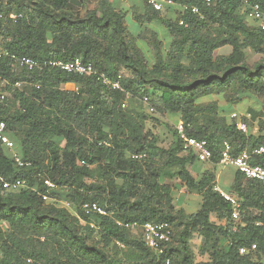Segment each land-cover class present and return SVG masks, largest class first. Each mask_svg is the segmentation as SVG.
Listing matches in <instances>:
<instances>
[{
  "label": "trees",
  "instance_id": "1",
  "mask_svg": "<svg viewBox=\"0 0 264 264\" xmlns=\"http://www.w3.org/2000/svg\"><path fill=\"white\" fill-rule=\"evenodd\" d=\"M72 1L0 0V50L39 62L81 59L121 90L56 69L17 70L10 58L0 57V83L7 82L0 92L14 93L13 102L0 101V122L28 164L18 167L0 144V179L26 181L18 191L0 184V264H165L167 259L169 264H264V184L236 171L228 192L242 204L234 223L230 205L215 188V172L204 169L194 177L195 154L182 151L175 129L168 148L160 147L155 131L146 129L149 119L159 121L142 108L146 98L154 114L178 116L187 136L207 142L214 165L224 141L233 154L264 147L263 134L239 131L223 110L241 97H264V34L258 23L247 18L240 0H213L209 6L203 0H172L197 7L200 15L187 10L172 20L151 10L171 35L167 54H156L152 63L133 51L124 15L109 0L84 15ZM249 1L264 9V0ZM11 9L20 16L15 21ZM249 54L259 57L250 62ZM17 81L32 85L18 90ZM68 83L76 90H61ZM229 89L236 92L226 107L202 103L223 98ZM125 99L130 106L123 108ZM251 163L264 168V153L252 155ZM44 179L56 186L49 196L69 203L74 212L42 201ZM176 186L200 196L196 212L176 208ZM86 203H97L107 215L85 214ZM116 222H167L171 242L158 255ZM196 234L201 261L191 245ZM240 248L247 252L239 254Z\"/></svg>",
  "mask_w": 264,
  "mask_h": 264
},
{
  "label": "built area",
  "instance_id": "2",
  "mask_svg": "<svg viewBox=\"0 0 264 264\" xmlns=\"http://www.w3.org/2000/svg\"><path fill=\"white\" fill-rule=\"evenodd\" d=\"M146 4L150 6L155 12H161L166 7H173L176 4L172 0H145ZM204 3L209 6L212 4L213 0H203ZM243 11L246 14L247 18L254 20L258 23L260 31L264 34V9H262L259 3H253L249 0H240ZM181 13L189 10L194 15H200V12L197 7H187V6H178ZM20 16L9 15V18L15 21ZM2 18V15H0ZM179 25H183V21L180 19L178 22ZM0 57H8L11 59L14 67L18 69H25L27 71L32 70H43V69H56L64 73L74 74L78 76L93 77L98 81L102 86L112 89V90H121L120 84L117 81L110 80L105 73L97 70L91 64L84 63L81 59H75L73 61L64 62L60 60H49V61H35L26 57H16L10 55L4 50H0ZM7 82L2 80L0 86L4 88ZM29 82L17 81L13 84V87L21 90L25 86H31ZM7 98V91L0 92V101H4ZM143 102L147 103V99L143 98ZM249 115H240L238 113H232L230 118L235 121L236 128L247 134L248 128L243 121V118H248ZM176 134L179 140L182 142V151L189 152L191 151L195 154L199 162H209L212 158V152L208 148L207 142L203 140H197L193 137L186 135L185 125L179 121L175 126ZM0 144L3 145L12 155L13 160L18 165V167L27 166V163H24L18 153L15 151V144L6 133V125L4 122H0ZM264 153V147L260 146L252 151L243 150L238 154H233L232 145L224 141L220 149L219 160L217 164L221 167H231L235 171L241 173L246 180H256L264 184V168L259 165H252L251 156L260 155ZM144 156L136 155L134 158L142 159ZM0 184L3 190L7 191H18L26 187L25 180H14L11 182L4 181L0 179ZM43 186L46 188V193H41V199L44 202H52L62 207H70L69 203L59 201L57 198H52L49 196L51 191L56 190V186L48 179L43 180ZM221 197L226 201L231 207V221L234 223L237 222L240 218V208L242 200L229 192H224L219 189H216ZM82 210L85 214H96L99 216H106L107 212L104 208L99 206L97 203H86L82 205ZM119 226H124L129 230H139L141 233V239L144 245L155 252L158 255H161L165 252V247L171 242L172 228L171 225L167 222H146L142 225L136 223H121L116 222ZM90 227L95 228L94 223H90ZM119 247L123 248L122 245L118 244ZM256 249L255 245H252L249 250L254 251ZM247 252V249L240 248L239 254L243 255ZM165 264H169V260L165 261Z\"/></svg>",
  "mask_w": 264,
  "mask_h": 264
},
{
  "label": "rangeland",
  "instance_id": "3",
  "mask_svg": "<svg viewBox=\"0 0 264 264\" xmlns=\"http://www.w3.org/2000/svg\"><path fill=\"white\" fill-rule=\"evenodd\" d=\"M92 2L93 1L84 0V6H87V8H91ZM75 3H77V2H75ZM75 5H77V4H75ZM6 10H5V12L7 13L8 11H6ZM77 10L80 11L81 15H84V13L87 9H85L83 7V5H80L77 7ZM164 12L165 11H162L161 13H164ZM14 13H16L15 10L11 9V12L8 14L13 15ZM127 26L129 29L128 41L130 42V45H131V48L133 49V51L135 53L137 52L140 57L146 56L144 58L147 60H148V58L150 59L152 57V60L154 61L153 57H155L156 54H160V55H166L167 54V53H165V49L167 47V43L169 40L168 37L171 36L167 32V29L165 31H162L161 29L155 28L153 26L142 25V30H141V32H139V35H137L138 33L136 31L139 28H137V30H136V29H134V26L131 24H129ZM222 53H224V51H222ZM249 57H250L249 58L250 62H253V61L258 59L259 55H250L249 54ZM155 60H156V58H155ZM121 71L123 73L121 75H123L125 77L129 76V73L127 71H125V70H121ZM19 72H21V71H18L17 73H19ZM74 89L75 88H73V90ZM234 92H236L235 89H229V90L223 91V98H221L220 100L217 99V100H215V102L218 105H221V102H223V101H224V104H228V101H226V99L229 98L231 96V94L233 95ZM13 95H14V93L7 91V101L8 102H13ZM212 102L213 101H211L209 99H203L202 100V103L205 105L211 104ZM123 103L122 104L125 105L126 107L130 106L129 105L130 103H128V101H125ZM233 103H234L233 105H230L231 109H223L226 111L228 110L229 115H231L233 112H237L239 114H244L245 109H234L237 107L243 106L244 108L245 107L249 108V107L253 106L256 108V109H249V110H251L248 113L249 117L243 118V121L245 122V124L248 128L249 134L255 135V136H258L260 134L264 135V97H262L260 99H249V98H247V100H245V99L235 100ZM142 104H143L142 108H144L143 110L149 116H151L153 118H157L159 121L157 123V122H155V120L149 119L146 122V129H150L153 132L155 131V133L158 135L160 146L167 148L169 146V143H170L171 138L173 136L171 130L173 131L175 129L176 124L179 122V118L175 117V116H173V117L168 116L167 117V115H165V116L156 115L153 113L152 110L147 109V106L145 105L144 102H142ZM224 104L222 103L223 107H224ZM123 105H122V107L124 108L125 106H123ZM160 123H163V125H160ZM165 124H167L168 127ZM197 167L200 168L201 170L206 169V168H208V162L196 161L192 165V168H197ZM193 173H194V171H193ZM226 174L227 175L230 174V170ZM173 183H175V185L177 184L176 181H173ZM187 194H189V193L183 191L182 188L176 186L173 190V197H174L175 206H176V208H184L187 212H193L194 209H192V208L187 209L185 207H182V202H183V204L185 203V196L184 195H187ZM69 209L72 212H74V208L69 207ZM211 219L213 221H216L214 217H212ZM223 223L224 222L222 221V224ZM130 231H131V234L133 236H135L137 238L141 237V233L139 230H130ZM199 244H200V238L196 234L192 239L191 245H192V249L196 253V260L197 261H199V260L201 261V260L205 259V258L197 255V250L199 248Z\"/></svg>",
  "mask_w": 264,
  "mask_h": 264
},
{
  "label": "crops",
  "instance_id": "4",
  "mask_svg": "<svg viewBox=\"0 0 264 264\" xmlns=\"http://www.w3.org/2000/svg\"><path fill=\"white\" fill-rule=\"evenodd\" d=\"M88 1H93L91 8H87V6H84V0L82 2H80V0H74V2H77L75 4H77L78 6L83 5V7L87 10H92V9L96 8L98 3L101 0H88ZM109 2L112 4V6L114 7L116 12H120L124 15V25H125L128 32H129V29H128L127 25H129V24L133 25L134 29H136V30H137V28H139L136 31L138 33L137 35H139V32H141L142 25L153 26L155 28L161 29L162 31L166 30V28L157 19V17L152 16V11H154V10L148 5H147L148 8L145 9V6H144V3H146L145 0H109ZM163 11H165V12L161 13L160 16H162V17L165 16L168 19H172V20H174V18L177 17V15L180 13V9H179L178 5H175L171 8L166 7ZM144 57H146V56H144ZM153 58H154V61L152 60V57L150 59L148 58V60L149 61L151 60L150 62L154 63L155 57H153ZM120 73L123 74L122 71H120ZM73 88H75V89L73 90ZM61 90L72 92V91L76 90V87H75V84L68 83V84L62 85ZM247 98L253 99L251 97H241V99H239V100H242V99L247 100ZM204 99H208V98H204ZM217 99H219V98L218 97H212L211 101H215ZM125 101H128V100L125 99L124 102ZM128 103H130V101H128ZM222 103L224 104V101L221 102L220 106H222ZM226 105L227 104H224V107H226ZM123 106H125V105H123ZM234 109H245L244 114H240V115H246V114L249 115L248 110L249 109H256V108L253 106H251L249 108L248 107L244 108L243 106H241V107H237ZM226 112L228 113V110ZM233 113H237V112H233ZM168 116L169 115H167V117ZM169 117H173V116H169ZM175 117H178V116H175ZM179 121H180V119H179ZM161 125H163V124H161ZM158 141H159V138H158ZM171 141H172V138H171ZM171 141H170V143H171ZM170 143H169V145H170ZM158 145L160 146V143H158ZM160 147H162V146H160ZM163 148H165V147H163ZM207 169L213 170L215 172V178H216L215 179V182H216L215 188L219 189L221 191H224V192H228L231 185L234 182V178H235V174H236L235 169H233L231 167H221L218 164L214 165V164H211L209 162H208V168H206V170ZM229 170H230V174L227 175L226 173L229 172ZM193 171H194L193 176L197 177V176H199V174L201 173L202 170L197 167V168H193ZM184 196H185V203L183 204V202H182V207H185L187 209H189V208L194 209L193 212H187L185 210L187 213L196 212L198 207H199L200 200H201L200 196H198L196 194H187Z\"/></svg>",
  "mask_w": 264,
  "mask_h": 264
}]
</instances>
